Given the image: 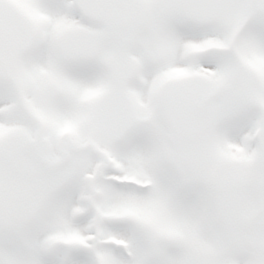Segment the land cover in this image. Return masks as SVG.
Returning a JSON list of instances; mask_svg holds the SVG:
<instances>
[{"label":"snow or ice","instance_id":"6c2138e0","mask_svg":"<svg viewBox=\"0 0 264 264\" xmlns=\"http://www.w3.org/2000/svg\"><path fill=\"white\" fill-rule=\"evenodd\" d=\"M0 264H264V0H0Z\"/></svg>","mask_w":264,"mask_h":264}]
</instances>
